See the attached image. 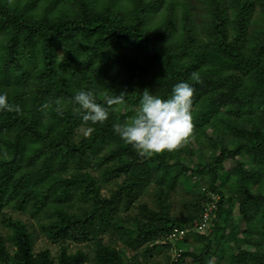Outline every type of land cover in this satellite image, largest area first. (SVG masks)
<instances>
[{
	"label": "trees",
	"instance_id": "trees-1",
	"mask_svg": "<svg viewBox=\"0 0 264 264\" xmlns=\"http://www.w3.org/2000/svg\"><path fill=\"white\" fill-rule=\"evenodd\" d=\"M180 81V147L114 134ZM0 92V264H264V0H0Z\"/></svg>",
	"mask_w": 264,
	"mask_h": 264
},
{
	"label": "clouds",
	"instance_id": "clouds-1",
	"mask_svg": "<svg viewBox=\"0 0 264 264\" xmlns=\"http://www.w3.org/2000/svg\"><path fill=\"white\" fill-rule=\"evenodd\" d=\"M193 88L186 81L173 86L167 98L154 95L145 90L136 107V115L129 122L113 123L114 134L142 155H152L162 151H172L180 147L192 132L191 105ZM119 97L118 100H122ZM75 109L83 121L93 124L103 123L109 117V109L96 101L93 90H79L72 97ZM107 103L111 105L112 99ZM0 110L17 112L19 105L9 102L7 94L0 92ZM92 129L89 128L88 132ZM173 240V239H172ZM177 256L180 252L176 250ZM177 256L173 259L176 260Z\"/></svg>",
	"mask_w": 264,
	"mask_h": 264
},
{
	"label": "rangeland",
	"instance_id": "rangeland-1",
	"mask_svg": "<svg viewBox=\"0 0 264 264\" xmlns=\"http://www.w3.org/2000/svg\"><path fill=\"white\" fill-rule=\"evenodd\" d=\"M192 147L190 148V150H193V148H195V147H193V148ZM168 153L170 154V151H168ZM185 197H186V195H185L184 192H180L179 195L177 196V199H176L175 204H174V209H173L175 213L179 214L181 212L180 210L183 209L182 202H183V198H185ZM234 219H235V221H238L240 219V215L237 212L234 214ZM248 222L251 224L252 223V219H248ZM176 241L177 240H175V241L173 240V245L176 244ZM39 243L42 244L43 242L40 241ZM173 248H175V247L173 246ZM176 250H177L176 248L173 249L172 257L177 256L176 254H178V253H176ZM200 251H201V249L198 250V252H200ZM160 258L163 259V254H160ZM188 262H191V259L190 258L188 259ZM211 262L212 263L215 262L214 264H218V259H216V260L215 259H212Z\"/></svg>",
	"mask_w": 264,
	"mask_h": 264
},
{
	"label": "built area",
	"instance_id": "built-area-1",
	"mask_svg": "<svg viewBox=\"0 0 264 264\" xmlns=\"http://www.w3.org/2000/svg\"><path fill=\"white\" fill-rule=\"evenodd\" d=\"M213 204L210 207H206V213L205 216L207 217L209 215V211L211 210V208H213ZM205 226V222L201 223V225H199L200 228ZM185 234L184 230H179L178 228H175L173 231H171L168 236L170 237V239L176 240L179 239L178 237H182Z\"/></svg>",
	"mask_w": 264,
	"mask_h": 264
}]
</instances>
